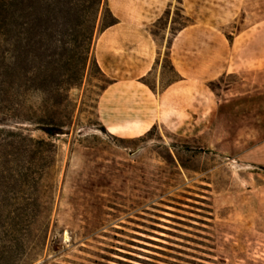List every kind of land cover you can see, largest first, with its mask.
Here are the masks:
<instances>
[{
    "label": "rangeland",
    "instance_id": "rangeland-1",
    "mask_svg": "<svg viewBox=\"0 0 264 264\" xmlns=\"http://www.w3.org/2000/svg\"><path fill=\"white\" fill-rule=\"evenodd\" d=\"M16 1L15 27L0 22V62L14 60L27 77L49 65L48 91L28 99L37 120L61 121L64 133L24 125L34 139L20 153L15 95L6 101L0 77V264H264V165L217 150L230 137L227 115L238 116L228 106L252 93L264 103V69L246 72L251 87L227 92L246 75L237 71L238 33L256 26L246 40L264 46V0H126L129 11L158 15L148 27L156 60L140 78L158 92L180 81L169 48L184 26L212 22L234 43L228 71L204 86L211 98L197 88L175 99V110L138 137L114 135L100 120L101 96L115 81L97 58L112 21L105 6L91 33L96 0ZM114 1L104 5L118 19Z\"/></svg>",
    "mask_w": 264,
    "mask_h": 264
},
{
    "label": "crops",
    "instance_id": "crops-1",
    "mask_svg": "<svg viewBox=\"0 0 264 264\" xmlns=\"http://www.w3.org/2000/svg\"><path fill=\"white\" fill-rule=\"evenodd\" d=\"M163 1L166 5L167 0ZM126 6V0L114 1L112 9L119 22L104 31L98 48L100 65L115 78L101 96L99 116L108 132L123 137H138L157 123H162L168 109L172 107L171 111L175 110V99L181 96L195 97L197 88L203 90L204 86L228 71L233 62L234 43L212 22H194L184 26L174 35L169 48L171 65L180 81H173L158 92L140 81L152 71L156 60L158 45L148 27L158 15L149 19L136 10L129 11ZM257 28L249 27V31L238 33L236 37L239 50L236 64L240 74L264 69V46L257 47L255 36L247 40L245 36L246 33H254ZM243 77V82L233 85L227 92L238 91L239 87H251V74ZM204 92L206 97H212L206 89ZM240 99L243 101L228 106L233 109L230 112L238 116L234 122V116L227 115V119L231 120L228 125L230 137L221 141L217 150L229 151L239 159L264 165V103L257 104L258 96L254 93ZM209 109L212 119L213 107ZM223 118L219 121H223ZM198 127L201 128V125ZM259 129L262 132L253 138L250 132Z\"/></svg>",
    "mask_w": 264,
    "mask_h": 264
},
{
    "label": "trees",
    "instance_id": "trees-1",
    "mask_svg": "<svg viewBox=\"0 0 264 264\" xmlns=\"http://www.w3.org/2000/svg\"><path fill=\"white\" fill-rule=\"evenodd\" d=\"M24 0H22L23 2ZM104 0H96V6H95V12H94V20H93V26L91 29V33L94 31L97 20L99 17V14L105 6V12H107L111 17L112 21L106 26H112L118 23V19L113 16L110 8L105 4L104 5ZM0 22L1 26L4 29V31L8 32L11 31L15 27V22H16V6H17V1L16 0H1L0 4ZM49 10V9H48ZM60 11V7H59ZM57 9L53 8L50 9L47 14H53L56 13ZM89 54H90V48L86 49V52L82 58V63H81V68L79 67V70H77L76 74L79 75L81 78L83 73L85 72L87 63L89 61ZM15 59V58H14ZM43 61V60H42ZM48 64L46 62L40 63V65L34 70V75L27 77L24 75L22 72H20L17 62L14 60H11L6 63V60L4 62H0V71H1V78L3 81V84L6 85L7 89L10 90L7 93L8 99L6 101L10 102L13 101L11 97L14 99L15 95V102H13V106L16 107V110L18 112V115L16 117V127L19 129L17 133V138L19 139V149L18 151L23 154V152L26 153L24 150V146L26 145L27 142L33 141V137L29 134H24V131H29V129L24 126V125H32L34 123H37L38 129L42 130L44 133H46L49 136H56L59 134L64 133V124L61 121H56L53 120L50 125L46 126V116H41L37 120L35 118V113L33 111V107L29 103V92L30 90L37 89L40 91L42 94H46V92L49 89L50 84L52 83L51 80L48 79ZM77 76V78H79ZM71 85V83H68ZM55 85V82L53 83ZM60 84H57L56 89L57 92H60L61 86H58ZM10 92H12L10 94ZM45 105H42V113H48V111L45 108ZM45 142V141H43Z\"/></svg>",
    "mask_w": 264,
    "mask_h": 264
}]
</instances>
